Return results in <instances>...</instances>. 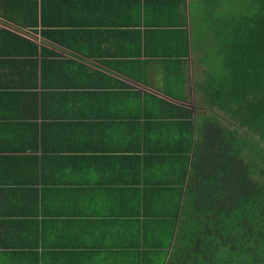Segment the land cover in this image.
I'll list each match as a JSON object with an SVG mask.
<instances>
[{
	"label": "crops",
	"instance_id": "crops-1",
	"mask_svg": "<svg viewBox=\"0 0 264 264\" xmlns=\"http://www.w3.org/2000/svg\"><path fill=\"white\" fill-rule=\"evenodd\" d=\"M205 3L0 0L21 20L37 8L81 48L0 15L57 53L39 55L37 88L0 92V264H161L206 107L192 13Z\"/></svg>",
	"mask_w": 264,
	"mask_h": 264
},
{
	"label": "trees",
	"instance_id": "trees-1",
	"mask_svg": "<svg viewBox=\"0 0 264 264\" xmlns=\"http://www.w3.org/2000/svg\"><path fill=\"white\" fill-rule=\"evenodd\" d=\"M233 1L230 11L241 8L235 15H222L216 0H206L205 14L192 11L193 52L210 64L205 80L195 83L206 107L192 114L191 180L176 211L173 245L156 242L161 264H264V0ZM0 15L24 27L41 23L45 36L81 49L70 30H50L37 8L28 19ZM50 53L57 54L0 27V92L37 88L38 57Z\"/></svg>",
	"mask_w": 264,
	"mask_h": 264
},
{
	"label": "rangeland",
	"instance_id": "rangeland-1",
	"mask_svg": "<svg viewBox=\"0 0 264 264\" xmlns=\"http://www.w3.org/2000/svg\"><path fill=\"white\" fill-rule=\"evenodd\" d=\"M218 1H221V4H222L221 7L218 9L222 15H226V11L232 12L234 14L236 11H240L241 10V8L239 6L236 7V5H235L236 4V0L233 1V6L235 5L234 8L231 6L232 7V11H230L229 8H228V4H227L228 0H216L217 3H218ZM238 3L240 4L241 1L238 0ZM201 13L205 14V11H201ZM205 67H207V69L210 70V64L209 63H206Z\"/></svg>",
	"mask_w": 264,
	"mask_h": 264
}]
</instances>
